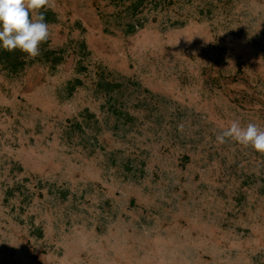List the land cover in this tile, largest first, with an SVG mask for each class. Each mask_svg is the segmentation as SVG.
Returning <instances> with one entry per match:
<instances>
[{
	"label": "rangeland",
	"instance_id": "374dc122",
	"mask_svg": "<svg viewBox=\"0 0 264 264\" xmlns=\"http://www.w3.org/2000/svg\"><path fill=\"white\" fill-rule=\"evenodd\" d=\"M138 1L0 48V264H264V0Z\"/></svg>",
	"mask_w": 264,
	"mask_h": 264
},
{
	"label": "clouds",
	"instance_id": "9594fccd",
	"mask_svg": "<svg viewBox=\"0 0 264 264\" xmlns=\"http://www.w3.org/2000/svg\"><path fill=\"white\" fill-rule=\"evenodd\" d=\"M56 6L57 0H0V48L8 52L19 50L26 54V59L38 57L40 45L50 38L45 13L54 12ZM178 129L182 131L183 125H178ZM228 140L264 154V130L255 123L242 127L233 120L216 136L218 144Z\"/></svg>",
	"mask_w": 264,
	"mask_h": 264
},
{
	"label": "trees",
	"instance_id": "16d2710c",
	"mask_svg": "<svg viewBox=\"0 0 264 264\" xmlns=\"http://www.w3.org/2000/svg\"><path fill=\"white\" fill-rule=\"evenodd\" d=\"M138 2H142V0H139ZM47 55H49V53H47Z\"/></svg>",
	"mask_w": 264,
	"mask_h": 264
}]
</instances>
